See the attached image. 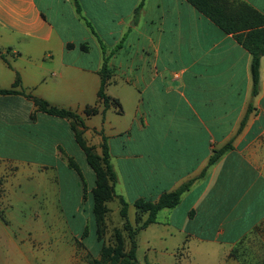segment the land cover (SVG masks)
<instances>
[{
  "label": "crops",
  "instance_id": "1",
  "mask_svg": "<svg viewBox=\"0 0 264 264\" xmlns=\"http://www.w3.org/2000/svg\"><path fill=\"white\" fill-rule=\"evenodd\" d=\"M77 1L80 13L72 0H0V89H12L18 75L17 91L75 112L85 136L100 130L115 193L128 210L194 179L175 207L141 230L159 226L155 238L143 240L146 260L203 264L199 257L219 249L218 263L233 264L231 251L264 226V56L251 98L248 52L186 1ZM241 1L264 16V0ZM105 55L112 70L105 93L121 110L111 106L85 120L83 110L98 103ZM35 110L23 95H0V177L8 162L27 164L57 169L59 185L71 170L67 159L77 162L82 152L67 120ZM231 139V149L207 168ZM4 189L0 264H24L12 212L19 195Z\"/></svg>",
  "mask_w": 264,
  "mask_h": 264
},
{
  "label": "rangeland",
  "instance_id": "2",
  "mask_svg": "<svg viewBox=\"0 0 264 264\" xmlns=\"http://www.w3.org/2000/svg\"><path fill=\"white\" fill-rule=\"evenodd\" d=\"M99 103L98 101L97 105L87 108L99 110L101 108ZM84 110L81 115L85 120L98 114L100 117V112L89 116L85 115ZM115 110L119 111L117 107ZM96 119L98 118L94 117L92 121ZM139 120L142 126L141 115ZM113 123L111 120L112 125ZM99 131L91 130L86 133V136L83 134L87 144L93 146L97 154L101 153V131ZM76 163L80 168L82 179L73 170H67L61 176L59 185H57L59 177L57 169L34 168L27 164L16 165L9 162L5 164V170L0 177V193L6 191L4 184H7L9 195L17 189L19 199L12 207L13 210L10 207L8 211L12 210L14 213L13 222L20 229L18 236L23 238L24 264H89L91 259L99 257L103 244L107 246L115 244L114 231L122 230L123 225L119 215L120 205L117 199L107 204L109 212L105 217L101 239L98 241L92 215L91 196L95 177L85 162L83 154L77 155ZM16 179L22 184L15 185ZM185 207L184 204L182 209ZM145 218L146 214L138 212L134 207L127 209V219L133 228L140 226ZM214 228L213 224L212 230ZM158 231L159 226L156 225L150 230L139 233L138 264H158L154 260H146L143 257L145 253L143 240L155 238ZM128 248L125 239V249ZM181 252L182 250L179 251ZM206 252L209 254L208 258L203 255L201 259L199 257L203 264H219L221 250L209 249ZM228 258H232L233 264H262L264 226L251 233L235 250L231 251Z\"/></svg>",
  "mask_w": 264,
  "mask_h": 264
},
{
  "label": "trees",
  "instance_id": "3",
  "mask_svg": "<svg viewBox=\"0 0 264 264\" xmlns=\"http://www.w3.org/2000/svg\"><path fill=\"white\" fill-rule=\"evenodd\" d=\"M77 13L80 8L77 0H72ZM190 4L196 11L209 19L223 33L231 35L235 41L244 48L250 55V77H251V98L258 94L259 82V65L260 59L264 56V16L251 6L241 0H184ZM100 85L97 92V98L101 105V114L103 115L109 107L121 108L119 102L111 99L105 93V88L112 77V70L108 67V56L103 57V63L99 71ZM20 86L18 75L10 90L0 89V95H23L31 100L35 111L48 116L65 119L70 123L75 143L82 152L85 162L92 170L95 181L94 188L91 191L92 196V215L97 234V240L100 241L102 228L105 223V217L109 212L107 204L117 199L120 209L119 215L123 220L122 230L114 231V245H102L97 259H91L89 264H137L136 260V236L137 234L155 223L157 213L164 208L175 207L181 198V195L189 190L194 179L181 185L173 192L164 193L156 202L138 199L133 203L134 208L143 214H146L145 220L140 226L133 228L127 219L128 203L115 193L116 175L110 163V153L106 137L101 135V153L97 154L93 146L87 144L83 137L86 126L83 119L75 112L56 106L50 105L45 100L25 94L24 91H17ZM252 108L250 105L242 117L236 135H238L245 126ZM100 110H84L85 115H95ZM235 135V136H236ZM231 141L213 151L209 157L207 168L213 165L225 152L231 149ZM67 165L77 176L82 179L80 168L73 158L67 159ZM206 168L201 172L199 177H203ZM125 235V238H124ZM125 239L127 240L128 249H125ZM264 264V258L262 260Z\"/></svg>",
  "mask_w": 264,
  "mask_h": 264
}]
</instances>
